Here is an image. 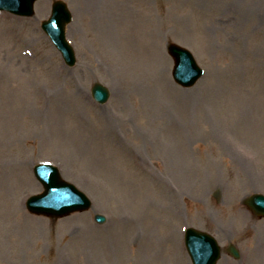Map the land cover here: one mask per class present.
I'll list each match as a JSON object with an SVG mask.
<instances>
[{"label":"rangeland","instance_id":"1","mask_svg":"<svg viewBox=\"0 0 264 264\" xmlns=\"http://www.w3.org/2000/svg\"><path fill=\"white\" fill-rule=\"evenodd\" d=\"M54 1L0 12V264H192L188 227L217 238L218 264H264V218L243 203L264 194V0H100L109 19L62 0L75 67L41 28ZM169 43L205 70L194 87L175 83ZM42 162L93 207L30 213Z\"/></svg>","mask_w":264,"mask_h":264},{"label":"water","instance_id":"2","mask_svg":"<svg viewBox=\"0 0 264 264\" xmlns=\"http://www.w3.org/2000/svg\"><path fill=\"white\" fill-rule=\"evenodd\" d=\"M38 0H0V10H6L17 15L33 16L34 5ZM72 20L71 12L62 1L53 4L52 16L43 23V29L50 36L55 46L62 52L67 64H76L73 48L66 39V26ZM169 52L174 57L176 67L174 77L184 87H192L203 75L193 55L185 48L171 44ZM94 98L105 103L110 97V91L100 83L93 86ZM36 175L45 187L44 194L32 198L28 207L36 214L50 217L66 216L75 211H85L91 207V202L85 194L74 185L63 181L57 168L51 165H41L36 168ZM249 208L257 215L264 216V196L254 195L246 202ZM97 221L103 222L104 218L97 216ZM186 245L193 264H216L221 257V250L216 240L207 233L196 229H189L186 236ZM231 254L239 258V252L234 247L230 248Z\"/></svg>","mask_w":264,"mask_h":264},{"label":"bare ground","instance_id":"3","mask_svg":"<svg viewBox=\"0 0 264 264\" xmlns=\"http://www.w3.org/2000/svg\"><path fill=\"white\" fill-rule=\"evenodd\" d=\"M84 2H85V4L87 5V6H89V8H91V11L92 12H95V11H97L98 9H99V7L101 6V5H103V8L101 7V10H102V17L104 18V19H109L108 18V6L109 5H107V4H103L102 2H100V0H84ZM254 10H256L255 8H254ZM110 20L112 21V18H110ZM116 121V119L115 120H111L110 121V126L112 127L113 125H114V122ZM23 220V219H22ZM21 220V221H22Z\"/></svg>","mask_w":264,"mask_h":264}]
</instances>
